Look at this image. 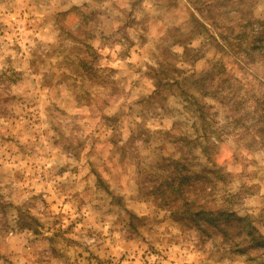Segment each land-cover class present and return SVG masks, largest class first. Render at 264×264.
Returning <instances> with one entry per match:
<instances>
[{
  "label": "rangeland",
  "instance_id": "374dc122",
  "mask_svg": "<svg viewBox=\"0 0 264 264\" xmlns=\"http://www.w3.org/2000/svg\"><path fill=\"white\" fill-rule=\"evenodd\" d=\"M263 33L264 0H0V264H254L150 189L222 167L203 201L264 232V61L219 45Z\"/></svg>",
  "mask_w": 264,
  "mask_h": 264
},
{
  "label": "trees",
  "instance_id": "16d2710c",
  "mask_svg": "<svg viewBox=\"0 0 264 264\" xmlns=\"http://www.w3.org/2000/svg\"><path fill=\"white\" fill-rule=\"evenodd\" d=\"M263 36L257 37L255 41L251 42L246 39L244 41L246 42L244 49H242L243 41L234 43L235 40L230 38L219 45L226 48L230 47L229 51L233 52V55L240 50L244 51L246 49L248 54L243 55L244 57H242V60L239 59V62L243 60L254 62L255 56L253 54L255 52L261 53V57L258 60L264 61ZM193 50L194 48L185 45L184 53L187 55ZM218 66H220L219 74L227 71L226 64L215 62L200 76L196 77L194 73H191V75L186 77V80L192 79L201 90L199 98H195L193 95H190V97L192 100L194 99L191 105L197 106L194 112L198 114L197 117L201 120V137L207 144L204 149L208 156H210V153L207 148L214 150L217 147V141L221 140L220 132L222 130L215 127V121L208 113L209 109L213 108L214 105L209 103L207 99L214 98L228 106V103H226L227 96L218 95V89H215L214 86ZM261 111L264 117V105ZM226 113L229 115V111ZM222 170V167L215 166V168L209 169L207 174L195 177L184 173L176 175L173 173L176 178L166 177L158 184L157 181H154L155 184L152 185L150 192L156 198L161 199L160 204H164L173 220L193 226L208 237L217 236L223 245L228 246L234 252L242 254L248 261H254V264H264V232H260L257 226L249 221L248 217L239 216L228 200L223 203H218L216 200L211 202L203 201L204 198H208L207 196L213 193L218 184L217 182L221 181L224 183L225 179L220 175ZM234 196L239 197L240 193L237 192ZM130 218L138 217L131 213Z\"/></svg>",
  "mask_w": 264,
  "mask_h": 264
}]
</instances>
